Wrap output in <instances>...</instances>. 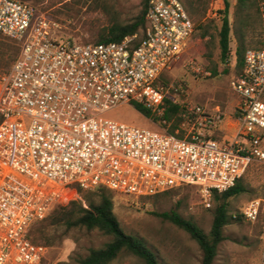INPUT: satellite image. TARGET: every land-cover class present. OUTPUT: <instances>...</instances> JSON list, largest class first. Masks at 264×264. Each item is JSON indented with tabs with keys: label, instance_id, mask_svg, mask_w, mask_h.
<instances>
[{
	"label": "built area",
	"instance_id": "2783aa9c",
	"mask_svg": "<svg viewBox=\"0 0 264 264\" xmlns=\"http://www.w3.org/2000/svg\"><path fill=\"white\" fill-rule=\"evenodd\" d=\"M264 17V11H263ZM143 33L85 42L65 35L29 1L0 0V33L19 45L0 80V264H42L47 246L30 230L74 197V188H106L148 197L196 188L233 187L249 163L264 162V44L248 48L233 76L238 130L219 136L218 115L187 108L184 136L136 126L105 114L141 104L161 115L172 68L195 23L182 0H149ZM175 101V100H174ZM259 202L243 210L256 218Z\"/></svg>",
	"mask_w": 264,
	"mask_h": 264
},
{
	"label": "rangeland",
	"instance_id": "374dc122",
	"mask_svg": "<svg viewBox=\"0 0 264 264\" xmlns=\"http://www.w3.org/2000/svg\"><path fill=\"white\" fill-rule=\"evenodd\" d=\"M49 15L65 35L80 41L94 42L99 32L113 20L130 21L140 10L141 0H31ZM186 2V0H183ZM229 45L231 57L221 63L217 31L221 17L217 9L223 7L220 0H208L201 15H192L209 25V37L201 38L196 29L187 41L180 56L166 73L169 83L176 90H169V97L186 108L196 105L218 115L219 136L232 138L238 130L237 96L231 88L234 72L233 52L237 37L245 35L247 48L264 42V0H228ZM200 13V12H199ZM249 14V27L244 29L245 15ZM211 56L208 57L207 53ZM215 66L217 73L211 74ZM227 67V68H226ZM227 69V71H225ZM1 80V77H0ZM105 116L136 126L167 130L168 125L143 116L130 105H118ZM1 119V117H0ZM188 127V126H185ZM241 183L245 190L228 198L229 213L237 215L252 200L259 202L255 219H232L223 230L212 264H264V162L253 160L242 174ZM113 212L123 230L143 237L157 253L161 264H200L201 251L197 243L181 228L157 216L156 212L175 210L181 216L193 220L204 232L212 222L213 204L207 207L199 191L194 187H180L166 195L135 197L111 192ZM63 226L53 227L47 238V255L42 264L73 263L76 256H84L90 248L101 247L110 237L98 230L71 229L61 238ZM120 264H143L136 258H123Z\"/></svg>",
	"mask_w": 264,
	"mask_h": 264
},
{
	"label": "trees",
	"instance_id": "16d2710c",
	"mask_svg": "<svg viewBox=\"0 0 264 264\" xmlns=\"http://www.w3.org/2000/svg\"><path fill=\"white\" fill-rule=\"evenodd\" d=\"M29 1L34 4L31 0ZM149 0H141L140 10L136 16L130 21L122 22L113 20L109 26L98 33L94 42L120 41L124 36L143 33L146 26L145 11ZM183 1V0H182ZM223 7L218 10L221 17V24L217 31L218 47L220 49V62L227 63L231 57V48L229 45V22H228V0H220ZM245 3V0H239ZM190 16L202 15L206 9L208 0H186L184 2ZM36 5V4H34ZM200 12V13H199ZM249 14L245 15L243 21L244 29L249 27ZM209 25L198 18L195 23V30L201 38L209 37ZM195 32V31H194ZM237 44L233 52L234 56V72L238 76L241 74L244 65V55L248 49L245 44V35L241 34L237 37ZM264 42L259 46L262 47ZM19 51V45L8 37L0 33V77L6 74L13 60ZM207 56L211 54L208 52ZM227 68V67H226ZM212 75L217 73L215 66L210 67ZM227 71V69H225ZM165 84L169 83L166 75L162 77ZM134 109L143 116L154 121H159L163 125H168L169 133H176L184 136L186 132V123L188 116H194L193 112H189L186 107L174 101L171 97L165 98V109L161 115L152 112L141 104H134ZM187 116V117H186ZM180 188V187H178ZM177 188L165 191L160 195H166ZM245 190L244 185L239 178L236 184L224 192L212 191L210 194V203L213 204L212 222L209 231L204 232L193 220L184 218L177 211L156 212L157 216L170 221L172 224L184 230L190 238L198 245L201 251L200 264H212L216 255L220 242L224 239V227L231 222L232 219L240 220L244 217L243 213L232 215L228 209V198L238 195ZM111 192L106 188H96L94 190H81L74 188V197L62 204L57 205L53 211L41 221L33 224L29 238L35 243L51 245L53 240L47 238L49 231L55 226H63L62 235H56L54 238H61L71 229L85 228L87 230H98L100 233L107 235L110 239L101 247L90 248L84 256H76L71 264H120L123 258H136L143 264H161L158 253L138 234H130L123 230L119 221L113 212V201ZM155 195V196H158ZM69 264V263H60Z\"/></svg>",
	"mask_w": 264,
	"mask_h": 264
}]
</instances>
